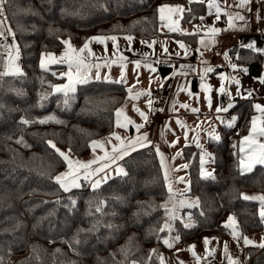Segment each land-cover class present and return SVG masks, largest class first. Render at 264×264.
Here are the masks:
<instances>
[{
	"label": "trees",
	"instance_id": "obj_1",
	"mask_svg": "<svg viewBox=\"0 0 264 264\" xmlns=\"http://www.w3.org/2000/svg\"><path fill=\"white\" fill-rule=\"evenodd\" d=\"M185 3L190 5L182 19L186 23L206 13L205 3L189 0H6L4 10L20 46L23 71L0 78V264H160L162 253L180 264L163 243L166 232L160 231L170 194L153 147L126 157L127 175L99 187L64 191L56 182L67 166L57 149L88 155L94 141L114 132L127 90L114 82L79 83L66 105L63 94L51 87L64 78L42 69L40 60L44 52L63 50L66 39L79 48L96 35L154 38L160 35L158 8ZM229 56L260 75L263 53L234 47ZM5 64L0 37V72ZM229 113L235 115V124L227 123L220 140L208 142L214 158L211 178L201 175L198 149L183 150L189 165L188 195L198 203L191 209L192 227L174 223L184 247L206 237L228 240L224 225L231 214L241 238L263 233L259 204L242 193H264V166L243 173L235 146L248 133L253 110L249 101L239 100ZM242 256L246 264H264V247L246 248Z\"/></svg>",
	"mask_w": 264,
	"mask_h": 264
},
{
	"label": "crops",
	"instance_id": "obj_2",
	"mask_svg": "<svg viewBox=\"0 0 264 264\" xmlns=\"http://www.w3.org/2000/svg\"><path fill=\"white\" fill-rule=\"evenodd\" d=\"M216 2L221 6V14L218 20L216 19L215 9L212 10L211 15L209 14L207 0L203 2L207 8L206 13L201 16L204 19L201 20L199 18L195 23H186L182 20L184 14L190 10L188 3L164 4L171 8H182L183 11L170 12L166 8L163 13L165 17L163 22L160 19L161 14L158 12L160 35L154 38L140 39L132 36L133 40L129 42L125 39L128 35H96L88 38L84 42V44L86 42L88 43L89 49H91L94 55L88 56L87 51L83 54L87 57L86 63L90 67H82L80 69V75L86 77L87 82L100 80L118 83L116 81L121 80V72L123 71L125 82L118 84H122L126 88L127 98L125 103L119 108L123 109L120 116L118 117L116 114L115 130L112 134L96 140L95 142H98V144L96 146L92 144L91 152L84 157H77L70 151L71 154H67L73 163V173H80L77 183L81 186L78 188L84 185L92 187V184L96 180H101L99 186L102 185L109 179L121 174L118 173V168H123L125 171L124 160L126 157L143 148L153 147L160 161L168 193L172 196L191 197L188 195L190 190L189 165L184 158L183 150L187 146L196 147L200 159L205 153L209 154L211 159H209L208 155L204 156L205 163L203 165V171L201 170L200 163V172L202 177L211 178L214 168V158L208 149V142L213 139L209 133L215 130V133L220 137L222 127L227 124L223 119V113L230 112L221 111L217 113L215 111L216 107L222 106V95L217 91L222 83L220 79L222 75L238 79L240 81L239 91L243 95H246L248 90H252L253 92L252 96L242 98V96L237 95L238 86L227 79L224 80L223 83L226 86V90L231 94L230 99L232 104L235 106L239 100L249 101L253 110L250 122L254 116L258 117L260 115L254 108V105L260 104L264 106V84L260 83V80H264V61L260 75L254 76L249 72L248 68L238 66L229 56V52L234 47L243 48L247 47L248 44H253V47L250 49L264 54V0H250L247 8L238 7L239 0H216ZM225 11L231 13L233 16L239 12L240 15L245 17V20H234V26L229 27L228 17L224 14ZM169 26L176 28V31H170ZM211 28L219 29V31L212 34L209 31ZM0 33H3L0 37L4 40V49L7 57L9 53L8 44L18 47L21 53L14 30L6 17L4 5L3 15H0ZM12 34H14V39ZM113 36L116 37L115 43L111 39H105L103 43L92 39L95 37L108 38ZM201 40L204 41V44L200 43ZM65 41H69L71 47L77 50L84 46L83 44L78 48L71 40L66 39ZM180 43L186 46L187 53L184 48L180 47ZM150 44L152 45L151 47H149ZM165 48L167 52L164 51ZM10 49L13 50L11 47ZM197 49H199V52H197ZM67 50L68 45L65 44L64 49L59 52L43 53L41 60L46 55V59L52 62V57L59 59ZM225 53H227V56L224 55ZM20 58L21 55L18 60V65L21 62ZM137 61L140 62L139 68L136 67L135 62ZM145 61L151 64V67L155 71H151ZM97 64L99 67L95 66ZM184 65H191L195 71H187L186 75H181V71H186L181 68ZM233 65L236 66L235 69L232 67ZM206 67H211L213 71L205 74L204 69ZM50 68L56 77L64 78V82L60 85L69 83L68 77L64 75L69 71L67 63L60 64L52 62L50 63ZM241 69H246L247 71H241ZM97 73H99L100 79H96ZM72 76L73 79L79 78L75 71H73ZM104 77H108V79H104ZM201 77H203V81ZM202 83L209 85L211 91L204 92L201 87ZM157 87L164 88L165 95L157 106H153L151 103V107H149L148 102L151 100L150 90ZM185 87L187 88L186 91L183 90ZM189 92L192 93L191 96H189ZM137 93L141 94L137 96ZM206 96H210L212 99L211 109L208 107ZM174 102L176 104L175 111H173ZM180 104H188L191 108H199L200 112L192 113L190 110L180 108ZM154 109L159 113L158 119L154 124H147V121L139 113L143 112L149 117V114L155 111ZM159 109H163V111H159ZM233 117L235 116L233 115ZM177 119L184 121L188 126L187 129L181 128L176 123ZM129 120L133 123H128ZM117 121H119V125ZM136 125H143V127L138 131ZM169 128L174 130V132L168 131ZM145 133L147 134V139L143 142L145 146L141 147L140 144H136L135 150H132L129 142H134ZM186 133L187 139L185 138ZM248 135L249 131L235 143L239 158L243 155L240 152L241 141ZM116 136H120L125 142V145L129 146L128 154L122 159L116 160L114 163L108 159L100 160L99 158L104 157L106 151L111 153L114 146L120 145V141L116 140ZM194 137L198 138L194 140ZM174 141L178 142L173 143ZM157 148L159 151H157ZM93 160L96 163L90 165L89 172L97 167H103L105 164L108 167L99 173L90 174L89 176L91 178L86 180L83 175L84 169L80 167V164H86ZM66 163L67 166L62 173L70 171L68 161ZM247 163V158H245L243 165L240 160V170ZM184 165H187V167H184ZM257 166L264 165L256 164L251 171H245L243 173L252 172ZM166 171L168 174L167 180H165ZM105 176L108 178L106 180L102 179ZM179 178H183V181H180ZM169 184L172 187L171 193L168 190ZM78 188L74 187L69 191ZM245 195L259 196L264 195V193L246 191L242 193V197ZM248 201L257 202L260 212L259 201ZM197 206L198 203L195 202L193 208ZM236 228L237 235L242 240L240 243L242 247V262L246 264V259L242 256L243 251L250 247L258 248L260 243H264V230L262 234L247 236L253 243L246 245L244 243V237L240 238L239 236L238 222ZM229 253V255H233L234 257L237 256V251L233 248H229Z\"/></svg>",
	"mask_w": 264,
	"mask_h": 264
},
{
	"label": "snow or ice",
	"instance_id": "obj_3",
	"mask_svg": "<svg viewBox=\"0 0 264 264\" xmlns=\"http://www.w3.org/2000/svg\"><path fill=\"white\" fill-rule=\"evenodd\" d=\"M6 2V0H0V15H3V5ZM193 2H197V0H189V3H193ZM199 2L203 3L205 2V0H199ZM250 3V0H239L238 3V7L240 8H247V5ZM207 4H208V11L209 14H212V10L215 9V14H216V19L218 20L220 18V14H221V6L219 3L216 2V0H207ZM168 9L170 12L176 11H183L182 8L176 7V8H171L168 5H162L158 8V12L161 14L160 15V19L163 22L165 20V17L163 15L165 9ZM190 11V10H189ZM225 15H227L228 17V22H229V27H233V21L234 20H240V21H244L245 17L243 15H240L239 12H237L234 16L231 13H228L227 11H225L224 13ZM201 20H203V17H200ZM169 30L170 31H176V28L169 26ZM10 31V30H9ZM212 34H215L219 31V29L216 28H211L209 30ZM3 33H0V36H2ZM13 35V39H14V34ZM94 40H96L99 43H103L105 39H111L114 43L116 40V37H95L92 38ZM125 39L129 42H131L133 40V37L131 35H128L125 37ZM64 43L66 45H68V50L62 54L61 58L56 59L55 57H52V62L54 63H67L68 65V73H65L64 75H66L68 77L69 83L65 84V85H52L51 87L54 89L55 92L58 93H62L63 96L65 97L64 103L67 105L69 103V94L70 93H74L76 90V84L79 83H86L87 82V78L80 75V69L82 67H90V65H88L86 63V59L87 57L85 55H83L86 51H87V55L88 56H92L94 55L91 51V49H89V45L86 42L84 44V46L82 48H80L79 50L74 49L71 47L69 41H64ZM201 44H204V41L201 40L200 41ZM152 45L150 44L149 47H151ZM9 47L13 48L15 50V56H12L11 53H9V60L8 63L5 65V71L4 72H0V78H2L3 76H7V75H18V74H22L21 70L18 66L15 65V60L18 59L19 57V49L18 47H16L15 45H10ZM180 47L185 49V52L187 53V48L183 43H180ZM247 47L252 48L253 44H248ZM165 52H167V49H164ZM197 52H199V49H197ZM225 56H227V53L224 54ZM122 59H124L122 57ZM136 63V67L139 68L140 67V62L137 61ZM145 63L147 64V66L150 68L151 71H155L154 68L151 67V64H149L147 61H145ZM44 65V61L43 59L41 60V67L43 68ZM96 67H99V65H95ZM235 69V65L232 66ZM182 69H185L186 71H181V75H186L187 71H195V69L191 66V65H184L181 66ZM73 71H75V73L77 74V76H79L78 79H73L72 73ZM213 69L211 67H206L204 69L205 74L208 72H212ZM241 71H247L246 69H241ZM101 77L99 76V73L96 74V79H100ZM104 79H108V77H104ZM222 83L220 88L217 90L219 92V94L221 95H229L231 98V94L227 92L226 90V86L224 85L223 81L224 80H229L232 83H235L238 86V91H237V95L238 96H242V98H248L250 96H252L253 92L252 90H248L246 95H243L240 91H239V87H240V81L238 79H236L235 77H225V76H221L220 77ZM201 80L203 81V77H201ZM118 83H124V73L123 71L121 72V80L120 81H116ZM260 83L264 84V80H260ZM202 90L204 92H210L211 91V87L207 84L202 83L201 85ZM183 90H187V88L185 87ZM141 93H137V96L140 95ZM192 93L189 92V96H191ZM208 103V107L209 109L212 108V99L210 96H206L205 97ZM149 107H151V103L152 101L149 100ZM234 105L229 102L228 105L226 107L224 106H218L216 107L215 111L217 113H220L221 111H228L229 108L233 107ZM180 108H184L187 110H190L192 113H199L200 109L199 108H191L188 104H180L179 105ZM176 108V104L174 102L173 104V111H175ZM254 108L260 113V115L254 116L250 122V130H249V135L245 136L243 138V140L241 141V145H240V152L243 154L240 156V160H241V164H244L245 158H247V165L245 167H243L241 170L242 172L245 171H251L253 166L256 164H260V165H264V106L260 105V104H255ZM137 111H139L138 109H136ZM123 111V109H118L117 110V116L119 117L121 112ZM159 111H163V109H159ZM140 116L147 121L148 117L143 113L140 112L139 113ZM219 118V117H218ZM236 120V117H233L232 122L229 123V127L232 126V123H234ZM259 121V123H258ZM40 123H45L46 121L41 120L39 121ZM223 122V121H222ZM24 123H28L27 120L24 121ZM118 125H119V121H117ZM128 123H133L131 120L128 121ZM176 123L181 127V128H185L187 129V125L184 121L177 119ZM120 126H126V125H120ZM143 125H136L137 130L139 131L140 128H142ZM199 127V126H197ZM191 130V129H189ZM168 131H173L171 128L168 129ZM163 132V130H162ZM209 135L219 141L220 137L219 135H217L215 133V130H213L211 133H209ZM185 138L187 139V133L185 134ZM198 137H194L193 139L196 140ZM147 139V134H143L140 137H138L134 142L130 141L129 145L131 147L132 150H135L136 144H140L141 147L145 146V144L143 143L144 141H146ZM116 140L120 141V145L119 146H114L112 149V152H105V156L104 157H100V160H104V159H108L110 160L112 163H114L116 160L122 159L124 156H126L128 154L129 151V146L125 145V142L121 139L120 136H116ZM178 141H174L173 143H176ZM51 144V142H49ZM98 144V142H93V145L96 146ZM199 146V145H198ZM52 147H55V145H52ZM155 147V146H154ZM57 151H59L57 149ZM157 151H159V149L157 148ZM60 155L64 157V159L66 161H68V167H69V172L66 173H62L58 176L55 177V180L57 183L60 184V186L64 189V191H69L71 188H78L81 185L79 183H77V180L79 179V175L80 173H76L74 174L72 171L73 168V163L72 161L68 158V156L63 153L60 152ZM179 155V153H178ZM208 155L209 159H211V156L207 153H205L204 155L201 156L200 159V163H201V170L203 171V165L205 163V159L204 156ZM79 163V162H77ZM96 163L95 160L90 161L86 164H80V167L82 169H84L83 175H84V179H88L90 174H95V173H99L101 171L104 170V168L108 167L107 164L103 165V167H97L95 169H93L91 172L88 171L89 167L91 164ZM162 166H163V157H162ZM184 167H187V165H184ZM118 173H122L124 175H127L126 172H124L123 168H118L117 169ZM108 177L105 176L102 179L106 180ZM168 179V174L167 171L165 172V180ZM180 181H183V178H179ZM101 183V180H96L93 184L92 187L96 188L99 186V184ZM168 190L171 193L172 192V187L171 184H169L168 186ZM245 200H257L260 202V212H259V216L261 219V222L264 223V195H259V196H244L243 197ZM169 199H171V196L169 197ZM72 203L74 204L75 201H72ZM181 206H183L185 203H187L186 201H181ZM189 206H192L191 204ZM166 211L168 212V222L165 223L164 227L160 229L161 232L165 231V229H167L169 231V233H171L172 231V224L171 221L176 220L178 217L176 216V208L175 206L173 207V209L169 210L167 209V205H164ZM97 211H99V208L97 209ZM190 218V217H189ZM190 225L185 224V227H189ZM225 227H228L230 229H232V235L234 239H238L239 237L237 236V228L235 226V220L234 217L230 216L228 218V222L224 225ZM180 239L179 235L172 237L171 239H163V243L165 245H167L168 247H172V244L174 241H178ZM244 243L247 244H252L253 241L249 240L247 237H244ZM204 242L207 245L208 243H210L209 238H204ZM259 247H264V243H260L258 245ZM194 247V246H193ZM153 253L155 252V250H152ZM225 253L227 254V244H225ZM160 259V264H164V260L163 257H159ZM229 264H239L238 261L233 262L230 259Z\"/></svg>",
	"mask_w": 264,
	"mask_h": 264
},
{
	"label": "rangeland",
	"instance_id": "obj_4",
	"mask_svg": "<svg viewBox=\"0 0 264 264\" xmlns=\"http://www.w3.org/2000/svg\"><path fill=\"white\" fill-rule=\"evenodd\" d=\"M9 46L10 45L8 44L9 53H11L12 56H15V50L14 49L11 50ZM9 53H8V57L6 56V64L8 63V60H9ZM48 53H50V52H48ZM20 55H21V53L19 52V57H20ZM45 56L46 55H44V57H43V61H44V65H45L43 67V69L53 71L50 68V63H52V62H50L51 60L46 59L47 57H45ZM19 57H18V59L15 60V65L18 66L22 72L23 67H22L21 62L18 65ZM4 71H5V68L3 69L2 72H4ZM157 89H164V88H161V87L153 88L150 90V94ZM164 95H165V93H164ZM162 97H161V99H162ZM161 99L158 102H156L155 100L152 99L151 101H152L153 106H157L160 103ZM230 102L232 103L231 99H230ZM154 104H156V105H154ZM221 105H222V100H221ZM231 108H233V107H231ZM231 108H229L228 111H230ZM154 110H155V112L158 113V111L156 109H154ZM228 111H226V112H228ZM152 112H154V111H152ZM158 116H159V113H158ZM225 116H227L229 118V121L224 118ZM232 116L233 115L229 112L223 113V119L228 124L232 122V121L230 122V120L233 119ZM235 122H236V120H235ZM235 122L232 123V126L235 124ZM17 143L22 145L23 141L19 139L17 141ZM58 150H59V152H63L66 155L71 154L66 149L58 148ZM120 175H122V173ZM170 196H171V199H168L165 202V205H167V209H169V210L173 209V207L175 206L176 216L178 218L174 221H171V224H172L171 233H169V231L167 229H165L166 236L164 239H171L172 237L177 236V234L174 233V231H173L174 230V223L177 220L182 221L184 226H185V224H188V225H190L189 227H192L195 224V220H194V217L192 215L191 209L194 207V204H195V202H197V200L194 197H185V196H178V195H175V196L170 195ZM181 201H186L187 203H185L183 206H181V203H180ZM190 204L192 206H189ZM164 210H165V216H164V222H163L162 228L164 227L165 223L168 222V212L166 211L165 207H164ZM230 216L234 217L235 226H236V224H237L236 217L233 214H231ZM227 222H228V220L225 223H227ZM228 229L230 231V238L228 240H220V239L209 237L210 243H208L207 245L203 241L202 243H197V244H193L189 247H184L181 244L180 239H179L178 241H174L172 244V247H169V248L172 250L173 256L178 259L180 264H229L230 259L233 262L238 261L239 264H243L242 258H241L242 247L240 246V243L242 242V240L239 238L234 239L233 235H232V229H230V228H228ZM225 244H227V254L225 253ZM229 248H233L237 251L236 257H234L233 255H229L230 254ZM160 257H163L164 264H176L174 261H171L170 254L162 253L160 255ZM131 264H142V263H140L139 261H132Z\"/></svg>",
	"mask_w": 264,
	"mask_h": 264
},
{
	"label": "built area",
	"instance_id": "obj_5",
	"mask_svg": "<svg viewBox=\"0 0 264 264\" xmlns=\"http://www.w3.org/2000/svg\"><path fill=\"white\" fill-rule=\"evenodd\" d=\"M165 93V90L164 89H157L155 91H153L150 96L153 100H155L156 102H158L161 97L164 95ZM230 102V97L229 95H222V105L223 106H227L228 103ZM156 105V104H154ZM226 120L229 121V118L227 116L224 117ZM158 119V113L157 112H151L149 114V117H148V120H147V123L148 124H154L156 122V120ZM91 177L89 176L88 179H90ZM236 256V254H234Z\"/></svg>",
	"mask_w": 264,
	"mask_h": 264
},
{
	"label": "bare ground",
	"instance_id": "obj_6",
	"mask_svg": "<svg viewBox=\"0 0 264 264\" xmlns=\"http://www.w3.org/2000/svg\"><path fill=\"white\" fill-rule=\"evenodd\" d=\"M151 100H152V98H151Z\"/></svg>",
	"mask_w": 264,
	"mask_h": 264
}]
</instances>
